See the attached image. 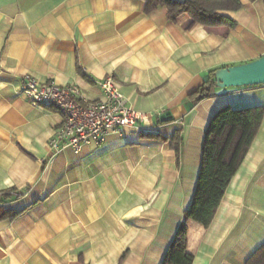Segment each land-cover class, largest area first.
<instances>
[{
  "label": "crops",
  "instance_id": "obj_1",
  "mask_svg": "<svg viewBox=\"0 0 264 264\" xmlns=\"http://www.w3.org/2000/svg\"><path fill=\"white\" fill-rule=\"evenodd\" d=\"M240 2L220 12L234 28L207 29L187 16L171 22L164 7L147 14L143 0H0V264H162L192 202L211 117L225 106L264 111V85H214L188 99L209 71L264 57V0ZM25 74L89 100L111 76L147 118L52 155L62 117L18 93ZM263 243L264 114L209 226L189 221L186 251L192 264H245Z\"/></svg>",
  "mask_w": 264,
  "mask_h": 264
},
{
  "label": "trees",
  "instance_id": "obj_2",
  "mask_svg": "<svg viewBox=\"0 0 264 264\" xmlns=\"http://www.w3.org/2000/svg\"><path fill=\"white\" fill-rule=\"evenodd\" d=\"M145 13L149 14L159 7L167 10L168 19L176 23L187 16L194 23L207 29L215 27L234 28L235 21L220 14L222 11H237L240 0H143ZM215 70L208 73L204 83L188 95V99L197 103L209 96L215 85ZM263 108L252 107L231 109L220 108L211 117L204 132L201 147L200 168L196 180L192 202L183 212V219L177 227L174 239L169 245L162 264H192L194 257L186 251L189 221L208 227L211 223L223 194L247 154L263 120ZM164 118L162 121H167ZM145 138L167 141L154 134H142ZM182 144V130H175L169 139V146L176 158ZM245 264H264V243L246 260Z\"/></svg>",
  "mask_w": 264,
  "mask_h": 264
},
{
  "label": "built area",
  "instance_id": "obj_3",
  "mask_svg": "<svg viewBox=\"0 0 264 264\" xmlns=\"http://www.w3.org/2000/svg\"><path fill=\"white\" fill-rule=\"evenodd\" d=\"M99 87L103 97L89 100L73 85H60L52 79L40 81L29 74L20 78L18 93L31 106L54 109L62 117L47 143L52 155L65 148L79 153L90 144H101L110 130L145 122L147 115L127 104L114 78H103Z\"/></svg>",
  "mask_w": 264,
  "mask_h": 264
},
{
  "label": "water",
  "instance_id": "obj_4",
  "mask_svg": "<svg viewBox=\"0 0 264 264\" xmlns=\"http://www.w3.org/2000/svg\"><path fill=\"white\" fill-rule=\"evenodd\" d=\"M215 86L219 88L264 85V57L254 61L215 70Z\"/></svg>",
  "mask_w": 264,
  "mask_h": 264
}]
</instances>
